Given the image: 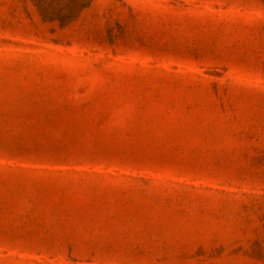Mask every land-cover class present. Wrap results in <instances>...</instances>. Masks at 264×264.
<instances>
[{
  "label": "rangeland",
  "instance_id": "rangeland-1",
  "mask_svg": "<svg viewBox=\"0 0 264 264\" xmlns=\"http://www.w3.org/2000/svg\"><path fill=\"white\" fill-rule=\"evenodd\" d=\"M0 264H264V0H0Z\"/></svg>",
  "mask_w": 264,
  "mask_h": 264
}]
</instances>
